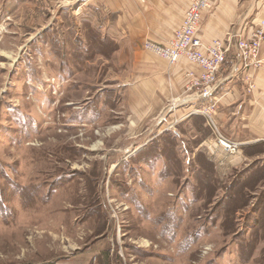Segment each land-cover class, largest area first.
Wrapping results in <instances>:
<instances>
[{"label": "rangeland", "instance_id": "obj_1", "mask_svg": "<svg viewBox=\"0 0 264 264\" xmlns=\"http://www.w3.org/2000/svg\"><path fill=\"white\" fill-rule=\"evenodd\" d=\"M85 17L0 0V264H264V166L214 139L229 162L193 164L152 124L130 134L113 43ZM227 165L250 174L233 196Z\"/></svg>", "mask_w": 264, "mask_h": 264}, {"label": "crops", "instance_id": "obj_2", "mask_svg": "<svg viewBox=\"0 0 264 264\" xmlns=\"http://www.w3.org/2000/svg\"><path fill=\"white\" fill-rule=\"evenodd\" d=\"M210 1L211 7L203 12L198 27V36L206 45L213 39H221L224 44H229L234 42L237 35L247 37L264 20V0ZM61 2L75 5L91 24L96 25L102 37L113 43L111 58L115 60L116 72L114 77L109 78L110 88L120 96L118 107L126 112L127 125L132 131L130 134H139L144 124H152V129L148 130L154 132L149 136L151 143L155 137L161 138L166 134L173 140V143L167 140V150L181 144L178 148L190 150L193 164L197 159H206L213 162L216 169L218 165L229 162V158L219 154L221 151L215 147L217 158L213 159L207 150L205 144L212 142L213 136L207 117L201 110L208 109L219 132L239 143L236 154L245 159L246 169L264 166V40L258 69L243 68L231 47L211 92L200 95L194 89L186 90L188 79L185 73H198L200 68L197 65L181 57L175 64L168 66L164 60L143 48L147 40L167 42L180 24L191 0ZM154 125L156 128H153ZM172 125L174 129H171ZM145 144L146 141L132 146L131 154L139 152ZM161 155L154 156L156 165L169 161L160 160ZM203 164L197 162L200 172L203 171ZM229 170H238V174L237 179L231 175L233 183L225 190L230 188L235 192L250 174L241 173V169L236 167ZM214 175L220 182H227L231 177L229 175L223 181L216 172ZM235 184H239L238 187Z\"/></svg>", "mask_w": 264, "mask_h": 264}, {"label": "built area", "instance_id": "obj_3", "mask_svg": "<svg viewBox=\"0 0 264 264\" xmlns=\"http://www.w3.org/2000/svg\"><path fill=\"white\" fill-rule=\"evenodd\" d=\"M210 7V0H191L180 24L166 43L146 41L143 45L147 52L163 59L170 66L181 57L197 65L200 68L198 73L193 71L185 73L188 79L186 90L194 89L200 95H208L211 92L217 81V73L225 63L231 47L235 50L236 60L242 64L243 68L258 69L261 65L260 49L264 40V20L262 19L247 37L237 35L234 42L229 44H224L221 39H213L211 43L204 44L198 36V27L203 12ZM201 111L207 117L208 126L215 140L213 142L226 153L234 152L239 147V143L227 139L219 132L208 109Z\"/></svg>", "mask_w": 264, "mask_h": 264}, {"label": "trees", "instance_id": "obj_4", "mask_svg": "<svg viewBox=\"0 0 264 264\" xmlns=\"http://www.w3.org/2000/svg\"><path fill=\"white\" fill-rule=\"evenodd\" d=\"M156 155H157L156 153L153 154V156H155V157H156ZM122 162H123V161H122ZM122 164H123V166L125 167L126 162L124 161ZM218 189H219V188H218ZM227 189H228L227 193L230 192V195L233 196V191H231L230 188H227ZM235 196H236V195H235ZM235 196H234V197H235ZM219 200L222 201V199H219Z\"/></svg>", "mask_w": 264, "mask_h": 264}]
</instances>
